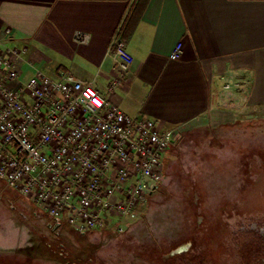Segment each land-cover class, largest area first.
Segmentation results:
<instances>
[{
	"label": "crops",
	"instance_id": "1",
	"mask_svg": "<svg viewBox=\"0 0 264 264\" xmlns=\"http://www.w3.org/2000/svg\"><path fill=\"white\" fill-rule=\"evenodd\" d=\"M132 15L135 27L123 41L133 61L123 73L111 43ZM78 32L85 42L75 39ZM0 40L19 83L37 70L55 78L69 69L126 113L175 128L176 140L188 130L238 123L239 101L264 108V0H0ZM4 189L11 188L0 180V198ZM12 190L20 198L8 205L18 203L36 219L29 231H53L34 201ZM11 215L5 220L11 233L0 238L9 252L21 242L23 225Z\"/></svg>",
	"mask_w": 264,
	"mask_h": 264
},
{
	"label": "built area",
	"instance_id": "2",
	"mask_svg": "<svg viewBox=\"0 0 264 264\" xmlns=\"http://www.w3.org/2000/svg\"><path fill=\"white\" fill-rule=\"evenodd\" d=\"M75 39L85 42L87 35L78 32ZM181 50L179 43L171 58ZM111 55L123 73L133 61L118 35ZM177 137L175 128L126 113L93 80L69 69L55 78L37 70L19 83L0 40V180L33 200L59 228L124 231L162 182L163 157Z\"/></svg>",
	"mask_w": 264,
	"mask_h": 264
},
{
	"label": "rangeland",
	"instance_id": "3",
	"mask_svg": "<svg viewBox=\"0 0 264 264\" xmlns=\"http://www.w3.org/2000/svg\"><path fill=\"white\" fill-rule=\"evenodd\" d=\"M238 105V123L188 130L175 140L163 157L162 182L122 232L109 226L81 234L64 225L35 234L28 226L36 219L18 203L8 205V199L20 197L4 189L0 238L11 233L7 215L23 225L15 251L0 247V264H183L163 255L182 243L203 252L192 264L202 258L206 264H226L224 249L236 233L231 226L243 221L259 229L264 241V108H248L242 101ZM255 250H241L249 264L257 258Z\"/></svg>",
	"mask_w": 264,
	"mask_h": 264
},
{
	"label": "trees",
	"instance_id": "4",
	"mask_svg": "<svg viewBox=\"0 0 264 264\" xmlns=\"http://www.w3.org/2000/svg\"><path fill=\"white\" fill-rule=\"evenodd\" d=\"M131 19H133V21L131 22ZM136 16L134 17L133 15L130 17V21L128 22V28L125 29V32L123 33L121 39L124 40L126 39V37L128 35H130L135 27L136 24ZM131 22V23H130ZM130 24V25H129ZM246 216H249V214H243V218H245ZM264 221V216L260 217ZM239 225H235V226H231V228L236 229V233L234 234V239H229L228 240V244H230V246H227L224 250V259L226 264H247L245 259L242 257H240L239 252L241 253V250L244 249H248L249 247H253L256 246L255 244V233L253 231H241L239 230ZM61 228H57L58 229H62ZM229 247V248H228ZM232 247V249H231ZM246 247V248H245ZM263 255H264V248H263ZM177 258V257H176ZM173 259V258H171ZM247 259V258H246Z\"/></svg>",
	"mask_w": 264,
	"mask_h": 264
},
{
	"label": "flooded vegetation",
	"instance_id": "5",
	"mask_svg": "<svg viewBox=\"0 0 264 264\" xmlns=\"http://www.w3.org/2000/svg\"><path fill=\"white\" fill-rule=\"evenodd\" d=\"M261 221L264 224V221L263 220H261ZM241 223L242 224H240L238 227L239 230H241V231H253L255 233L254 235L256 238V240H255L256 246H254V249H256L255 252L257 254V258L255 259L254 264H264V255H263L264 241L261 240L262 234L259 232V229H257V231H255L254 229H250L249 226L246 225L244 221ZM197 250H195L194 248L193 249H191V248L186 249V244L182 243V244L178 245L177 247L172 248L170 251L164 252L163 255L172 256V257H170V259L173 258V260H176V262L182 261V262H184L183 264H192L194 257H196L198 255V253H200V254L203 253L202 251H197ZM183 253H185V255H186L185 258H182V256H180ZM239 254H240V257L242 255V257L245 259L246 263L249 264L248 263L249 261L246 259L245 256H243L242 252ZM201 257H202V255H201ZM194 261H196V260H194ZM199 264H206V263H204L203 258ZM242 264H243V262H242Z\"/></svg>",
	"mask_w": 264,
	"mask_h": 264
},
{
	"label": "water",
	"instance_id": "6",
	"mask_svg": "<svg viewBox=\"0 0 264 264\" xmlns=\"http://www.w3.org/2000/svg\"><path fill=\"white\" fill-rule=\"evenodd\" d=\"M57 228H59V224H54V226H53V230H55V229H57Z\"/></svg>",
	"mask_w": 264,
	"mask_h": 264
}]
</instances>
